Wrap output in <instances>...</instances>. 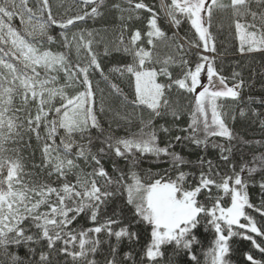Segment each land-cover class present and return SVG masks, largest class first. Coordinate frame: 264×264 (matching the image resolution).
I'll list each match as a JSON object with an SVG mask.
<instances>
[{"label":"snow or ice","instance_id":"1","mask_svg":"<svg viewBox=\"0 0 264 264\" xmlns=\"http://www.w3.org/2000/svg\"><path fill=\"white\" fill-rule=\"evenodd\" d=\"M33 2L35 6H29ZM102 3L103 0H78L81 12L57 20L49 0H0V264H59L61 256L71 258V264H97L95 256L104 251L105 244L103 264H181L176 257L182 254L188 257L183 264H200L194 254V246L199 244L194 230L202 222H206V229L210 225L214 230L212 246L204 252L206 264H231L229 240L234 236L251 241L252 248L260 254L257 257L251 251L245 252L247 264H264V239L257 242L248 235L264 238V227H259L246 211L253 209L264 217V203L256 207L247 192L248 183H255L254 175L264 173V153L253 157L251 165L240 164L237 171L232 162L237 137L220 102L240 100L244 81L237 79L240 74L234 71V83L229 86L215 67V57L209 55L217 51L209 30L215 9L231 10L241 53L264 51V0H161L160 12L172 27L178 28L184 20L190 31L194 30L190 39L180 37L188 44L187 50L176 39L178 33L166 35L158 24L160 15L145 0H125L128 7L121 12L128 13V21L146 19V29L132 31L126 43L124 33L128 28L124 25L119 44L111 51L105 45V56L114 51L131 57L130 63L114 66L107 74L93 47L99 43L93 31H71L77 22L99 15ZM253 3L259 12L252 10ZM142 13L149 15L145 18ZM247 16L252 22L245 20ZM17 18L20 27L13 25ZM53 26L62 30L60 41L50 34ZM145 37L146 44L153 47L156 41H175L169 46L178 49L179 59L171 55L154 59L152 51L143 46ZM56 43L64 51L46 47ZM192 49L196 52L192 53ZM73 51L74 62L69 59ZM189 54L196 59L185 58ZM156 64L161 65L158 71L149 67ZM170 65L181 66L180 77L173 78ZM96 73L111 89L109 96L120 97L122 108L132 107L131 112L116 115L128 124L133 117L138 118V132L127 136L104 133L95 112L97 92L100 112L105 111L104 89L100 88V80L94 81ZM111 73L126 76L134 92L125 94L112 82ZM158 76L166 77L167 83L157 82ZM173 87L191 96L187 126L176 125L175 136L171 135L172 128L153 124L155 117L165 114L174 118L173 124L181 119L182 113L167 98ZM69 89L74 91L70 93ZM16 97L21 98V107H15ZM57 99L59 106L55 104ZM248 99L249 103L264 106V97ZM145 111L148 119H144ZM20 112L27 114L17 115ZM251 112L260 118L255 108ZM246 115L241 108L239 116ZM261 127L264 128V119ZM92 129L100 135L93 137ZM161 133L168 137L164 146L159 143ZM25 135L29 141L34 136L40 146L41 163L33 166L46 169L48 177L55 176L57 186L25 182L29 174L25 173L19 149L8 147L23 141ZM176 144L194 145L203 153L196 162L198 177L183 170L182 166L192 161L174 150ZM209 148L218 150L219 160L231 168L230 173H221L220 164L207 158ZM12 152L16 155H9ZM146 157L168 168L155 175L149 169L145 179L135 169ZM117 159L127 162V172L117 166ZM105 160L112 161V173L106 170ZM245 172L249 179L242 175ZM189 176L193 177L191 183ZM259 187L264 200V175ZM200 195L206 202L198 200ZM225 197L230 198V203L225 202ZM117 198L134 210V219L128 224L123 223L117 209L108 214ZM82 214L91 226L72 227ZM136 224L149 226L150 242L135 256L131 252L121 254L120 245L125 239H139L133 231ZM169 246L171 255L167 252ZM13 247L26 249L25 256L11 251Z\"/></svg>","mask_w":264,"mask_h":264},{"label":"trees","instance_id":"2","mask_svg":"<svg viewBox=\"0 0 264 264\" xmlns=\"http://www.w3.org/2000/svg\"><path fill=\"white\" fill-rule=\"evenodd\" d=\"M52 14L57 19H66L69 16H73L82 10L77 6V2L74 0H49ZM147 4L153 7V9L160 15V19L158 20V24L162 28L163 31L166 32V35L171 37L174 33H178L176 39L180 44H184L185 50L188 49V44L185 43V39H180V37H185L186 39H190L194 30L190 31V25L182 20L181 25L178 28H174L168 22L167 17L160 12V2L161 0H145ZM166 3H170V0H165ZM230 0H224V3H229ZM115 5H119L120 8L114 7ZM29 6L34 7V2ZM91 5L86 10H90ZM128 5L125 3V0H103V3L99 5L100 14L95 18H88L85 21H80L76 23L75 27H72L71 31L75 32L80 29H86L88 31H93L94 38L99 43L94 44L93 47L96 52L99 53V60L102 64L104 72L109 73V69L114 66H121L126 63L131 62V57L124 55L123 53H117L112 51V54L109 56H105L104 49L105 45L109 47V50L113 49L117 44H119V37L121 35L122 26L127 25L128 31L124 33V39L127 43L131 32L136 29H140L144 31L146 29V19L142 18L141 20H133L128 21L127 12H121L120 9L127 8ZM252 10L259 12L260 9L257 8L255 3L251 5ZM148 13H142V17H147ZM123 17V19L121 18ZM245 20L248 22H252L251 16L245 17ZM244 22V21H241ZM258 27H260V21H255ZM14 27H20V21L17 18L13 22ZM207 26V25H206ZM211 34L214 37V43L216 46V53H209L210 56L215 57V67L217 70L227 78L226 82L229 86H232L234 81L231 79L232 73L238 72L240 76L237 79H242L244 81V87L241 91V97L238 101H221L220 103L223 105L222 111H224L227 115L225 119L230 128L234 130V134L237 137L233 143L236 148L234 149L235 155L232 159V162L237 165V171H239V166L242 163L247 162L251 165L253 157L259 156L261 153H264V128L261 127V120L264 119V106L249 103V97L258 98L264 97V51L257 52H244L241 53L239 51V40L236 39L235 36V27H234V18L231 15V10H219L215 9L213 11L211 26L209 28ZM62 30L53 26L50 29V34L56 38L57 41H60L62 38L60 37V32ZM71 35V33H69ZM146 50L152 51L153 57L159 58L163 60L168 56H173L179 59L176 55L178 49L174 47H170V44H174L175 41H156L155 47L148 46L146 44V37L143 38ZM140 43V42H138ZM51 50L54 51H64L63 47L60 43L46 45ZM192 53L196 52V49L191 50ZM185 58L189 60H195L196 57L194 55H187ZM69 59L71 61H75V52L73 51L69 55ZM155 67L157 71L161 67V65H149V67ZM168 70L172 73L173 78H177L181 76L182 68L179 65H170ZM60 83H63V74H60ZM110 79L113 83L118 84L123 90L125 94L131 95L134 92V89L129 85L128 78L120 77L118 73H111ZM100 80V88L104 89V97H105V111L100 112V93L96 94V105L95 112L97 115V119L99 120L101 127L104 129V133L113 132L117 136H127L129 133H135L139 131L140 124L139 119L133 117L132 123L128 124L124 120H121L117 117L116 113L119 112L121 115H125L132 111V107L128 106L127 108L121 107V98L115 95L109 96L111 89L106 85V83L101 80L99 73H96L94 76V81ZM157 82L167 83V78L163 76L157 77ZM70 93L74 90L69 89ZM167 98L172 107H176L181 113V119L176 121L173 124V117L171 115L165 114L162 117H155L153 119L154 126L164 125L165 127L172 128V136L177 134L176 125L180 127H186L189 119V112L191 109V96L183 90H178L175 87L171 91L167 92ZM56 106H59V100L55 101ZM15 107H21V98L16 97L14 100ZM241 108L246 110V117L241 118L239 116V111ZM255 108L258 112L261 113L260 118H256L252 116L251 109ZM111 109V111L109 110ZM34 114V108L32 109ZM162 111H164L162 109ZM26 112L17 113V115L24 116ZM233 116L236 117L233 120ZM144 119H148L147 111L144 112ZM111 125V127H109ZM119 125V127H117ZM91 133L93 137L100 135L96 129H92ZM168 137H166L163 133L160 134L159 143L161 146H164L167 142ZM220 140V138H215ZM58 140V137H57ZM243 141H248L249 143H244ZM259 141V143H256ZM86 142V141H85ZM29 143L31 147H29ZM9 148H18L19 155L22 158L24 163V170L26 175L24 177L25 182H38V183H49L52 186H57L58 181L55 176L48 177L47 170L41 171L40 168L34 167L35 164L41 163V153L39 150V145L37 144L35 137L28 140V136L25 135L24 140L18 144H9ZM95 150V149H94ZM174 150L180 153L186 160L192 161L191 165L182 166L183 170L186 172H191L194 176H199V168L196 165V162L200 155L203 153L196 149L194 145L192 146H184L181 144H176ZM9 155L15 156L16 153L12 152ZM208 159H212L214 163H219L220 168L219 171L221 173L231 172V168L225 165L223 161L219 160L218 150H213L209 148ZM154 158L146 157L141 160L137 168L135 169L142 177L147 179V175L149 174L148 170L151 169V174L155 175L156 173H162L164 169L168 168L167 164L164 163H154ZM104 166L109 173H112V161L105 160ZM117 166L123 169L125 172L128 170L127 162L123 159H117ZM90 170V169H86ZM6 175V172H5ZM246 179H249L247 172L242 174ZM261 175L264 173L257 172L254 175L255 183L249 182L247 187V192L249 195L250 203L255 205L256 207H260L264 200H262L261 189L259 187ZM158 178V177H157ZM70 180L74 181V177H69ZM193 177L189 176L187 180L189 183L192 182ZM219 179V177H216ZM187 186V185H186ZM215 189L213 192L215 193ZM222 195V193H221ZM55 197H53L54 199ZM198 200L201 202H206L205 196H198ZM225 202L230 203V198L225 197ZM113 209L118 210V214L121 215L122 221L124 224H128L130 221L134 219L133 212L134 210L131 206L126 205L123 199L117 198L115 201L109 206L108 214L110 215ZM44 210L43 206L42 209ZM247 213L252 216V218L256 221L259 227H264V217H261L259 212L254 211L253 209H246ZM242 223H246V221L241 220ZM206 222H202L197 229L194 230L197 239L199 240V244L194 246V254L200 260V264H206L204 252H206L211 246L214 240V230L210 225L205 228ZM90 225V222L86 219V217L82 214L77 220L74 222L72 227L77 229L86 228ZM235 229V226H234ZM34 231V229H33ZM133 231L138 233V240H134L129 242L127 239L120 245L121 254L124 252H131L134 256L138 254L141 249L150 242V228L144 224H136L133 227ZM238 231L243 232V229ZM103 235V234H102ZM248 235L253 236L257 242H261L262 237L255 236L253 233H248ZM229 244L231 246L230 250V259L231 264H247L244 260V253L251 251L252 254L259 257V253L256 249L252 248L251 241L243 240L240 236H234L230 238ZM104 251L102 253H98L95 256L97 260V264H103L104 256L107 253V245H102ZM11 251L16 252L19 256H25L26 249L24 248H15L13 247ZM168 255H171V246L167 249ZM3 257H0L2 259ZM137 258H139L137 256ZM38 259V256H37ZM177 260L183 264L184 261H188V257L185 255H181L176 257ZM59 264H71V258H65L63 256L58 258ZM188 264H191L189 261Z\"/></svg>","mask_w":264,"mask_h":264},{"label":"rangeland","instance_id":"3","mask_svg":"<svg viewBox=\"0 0 264 264\" xmlns=\"http://www.w3.org/2000/svg\"><path fill=\"white\" fill-rule=\"evenodd\" d=\"M211 2V0H209V3ZM204 79H205V82H206V77H204Z\"/></svg>","mask_w":264,"mask_h":264}]
</instances>
